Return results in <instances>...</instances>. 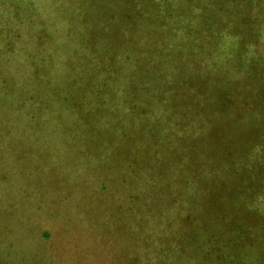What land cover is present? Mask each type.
Wrapping results in <instances>:
<instances>
[{"label": "trees", "instance_id": "1", "mask_svg": "<svg viewBox=\"0 0 264 264\" xmlns=\"http://www.w3.org/2000/svg\"><path fill=\"white\" fill-rule=\"evenodd\" d=\"M37 1L25 0L14 13L18 16L21 13L31 14L34 4L40 5ZM78 1L86 5L85 0ZM204 1H196V11L199 10V13L169 5V11L163 13V10L162 17L160 13L158 15L161 19L153 21V24L160 25L153 28L149 24L145 26V23H132L137 24L139 30L135 33L139 35L136 39L111 25L116 16H111L114 11H99L95 19L90 20L89 29H93L94 21L100 22L95 25L94 33L84 36L79 25L72 29L77 34L74 47L71 50L63 40L60 47L64 51H72L75 61L71 67L78 66V62L80 65L87 58L85 53V56L77 59V50L88 51L90 58L101 64L87 67L84 62L85 66L82 67L86 69L75 73H70L71 67H64L63 72L67 74L63 75L60 91L74 94V98L79 100L91 101L85 104L88 107L86 110L91 112L89 117L78 109L80 116L76 118L62 94L36 83L37 79L31 75L49 80L50 63H38L34 68L36 73L30 75L16 65L11 85L6 86L8 80L0 76V99L6 92L12 94V98L6 99L7 105L27 121L24 123L17 119L15 123L16 114L13 116L8 110H3L0 115V140L16 144L18 150L32 143L33 138L48 144L50 148L68 145L65 149L69 150V157L73 153L71 147L77 148L70 160L60 161L65 164L64 173L71 185L72 173L84 178L91 175L97 186L94 189L97 193L93 197L102 200L99 192L107 187L109 196L114 197L117 193L114 186L122 185L125 191L133 194L127 210L131 240L139 238L145 243L148 239L144 237L149 236L146 224L155 223L157 219H170L166 213L180 207L176 198L183 194L195 196L200 205L206 199L210 200L209 203H215L214 193H222L221 197L225 198L226 203L222 208L225 212L221 215L236 210L237 199L242 194L247 193L254 199L250 202L252 208L264 202V173L254 177L251 173L255 167L253 170L243 168L238 154V145L247 144L240 128L250 127L249 121L255 115L253 108L256 104L264 103L254 89H243L241 86L246 79L242 76H247L249 72L251 76L246 81L248 87L260 78L262 83L258 85H264V64L256 66L253 73L242 70L243 63L253 61L256 55L264 51V0H211L208 6ZM142 5L140 2L129 6L136 12ZM83 12L92 19V12L86 6ZM2 13L0 9V15ZM143 17V14L139 16L141 19ZM85 22L86 19H83L81 24ZM119 24L118 27L122 29L129 22L121 18ZM3 25L13 29L14 22L5 20ZM57 31L53 29L51 32L55 34ZM43 35L46 38L45 30ZM49 39L54 42L51 43L52 48L57 45L51 36ZM20 42L22 46L16 54L29 56L31 51L27 43ZM42 44L46 45L40 39ZM51 47L49 50H53ZM93 52L98 56H93ZM9 63L8 57L0 62L3 73H9ZM123 63L126 66H122ZM40 72L44 75H40ZM75 76L79 79L76 80ZM192 81L196 83V88L201 86V90L194 94L188 86ZM257 99L259 102H256ZM215 101L218 108L212 109ZM27 102H30L33 111L28 114L19 110ZM211 126L216 127L214 130L217 129L216 137L219 139L205 131ZM255 131L257 129L252 124L250 135ZM248 139H252V136ZM200 144H216L219 153L207 159V163L201 162L203 159L197 151V148H201ZM226 144H236V147L229 152L230 147ZM248 156L250 160V153ZM223 165L229 166L230 170L224 169ZM200 166H204L203 172ZM239 168L244 172V177L240 176ZM60 170L57 169L61 173ZM227 172V177H222ZM122 173L125 174L121 176L124 178H117ZM195 175H198V180L203 179L195 181ZM127 178L129 181L123 183ZM112 180L117 184L112 185ZM8 181L7 188L0 193V200L4 198L9 205H13L14 183L10 177L4 179V182ZM254 185L259 189L258 194ZM149 190L162 204L157 201L150 203L153 198L146 193ZM204 190L206 194L209 192L208 197ZM96 202L91 198L92 206L99 208L95 206ZM154 211L157 213L153 216L151 213ZM180 216H176L178 223ZM219 217L215 218L216 223L212 221L213 225L230 233L233 229L238 230L231 224L224 225V219ZM243 217L246 229L238 235L241 241L253 238L257 233L258 237L255 238L264 244V224L260 223L256 232L249 233L251 227L255 228L253 224L258 222L254 219L247 222L248 218ZM172 222L168 221V224ZM186 228L188 231V225ZM230 235L223 234L226 240L229 239L227 242L236 238ZM216 236L222 240L219 232Z\"/></svg>", "mask_w": 264, "mask_h": 264}, {"label": "rangeland", "instance_id": "2", "mask_svg": "<svg viewBox=\"0 0 264 264\" xmlns=\"http://www.w3.org/2000/svg\"><path fill=\"white\" fill-rule=\"evenodd\" d=\"M24 1L0 0V9L3 11L0 15V62L6 57L10 61L7 65L9 73H3L0 67V76L8 80L6 86L11 85L13 82L10 81L16 65L30 75L36 73L34 68L38 63L44 65L50 63L51 69L47 76L49 80L45 77L41 79L36 74L31 76L37 79L36 83L48 86L50 90L62 94L61 97L66 100L76 118L80 116L78 109L87 117L91 115L85 105L91 101L79 100L74 98V94H63L60 91L63 87V84L61 85V81L64 80L63 75L67 74V72H63V69L71 67L75 61L72 51H64L60 48L62 40L68 43V48L71 50L74 47L77 34L72 29L79 25L84 36L94 33L95 25L100 22L94 21L93 29H89L90 20L95 19L99 11H114L111 16H116L112 19L111 25L120 31L124 30L125 34L130 33V37L136 39L139 35L135 33L139 30L137 24L132 23H145V26L149 24L152 28L155 25H160V23L153 24V21L160 20L159 13L162 17V11L164 10L163 13L169 11V5H175L176 8L180 6L187 12L197 10V0H85L86 5L78 0H39L37 1L40 3L39 6L34 4L35 12L32 9L31 14L21 13V16H18L14 11ZM30 1L34 2L35 0ZM209 1L211 0L204 1L207 3L206 6L210 4ZM124 2L127 4L124 5ZM140 2L143 5L137 9L138 11L133 12V8L129 5H136ZM85 6L88 11L92 12V19L84 14ZM195 13H199V10ZM141 14L144 15L143 19L139 18ZM19 18L20 20H18ZM121 18L129 22L122 29L118 27ZM9 19L14 22L13 29L3 25L4 21H9ZM83 19H86V22L81 24ZM155 27L154 30H157ZM53 29L58 31L54 34L51 32ZM44 30L47 32L46 38L43 35ZM49 36L57 41V45L53 48L51 43L54 42H50ZM40 39L45 41L48 47L44 44L40 45ZM20 40L27 43L28 50L31 51L27 57L16 54L17 49L22 46ZM50 47L53 50H49ZM77 51V59H80L81 55L85 56L86 53L87 58L84 62L87 67L101 64L94 62L88 51ZM263 54L256 55L253 61L243 63L242 70L247 69L253 73L256 66L264 64ZM93 56H98V54L93 52ZM84 62L80 65L78 62V66L73 65L75 67H71L70 73L83 72L86 69L83 68ZM122 66L126 65L123 63ZM40 75L43 76L44 73L40 72ZM250 76V72L247 76H242L246 79H243L241 86L243 85V89L244 87L254 89L264 102V85H258L262 83L261 78L260 80L256 79L248 87L247 82ZM75 79L79 78L75 76ZM83 80L85 81V79ZM102 80L104 79L102 78ZM195 85L194 81L188 85L192 88L193 94L201 90V86L196 88ZM89 86L91 85L89 84ZM31 95H36V93ZM29 97L31 96L29 95ZM10 98H12V94L6 92L3 99H0V115L3 110H8V113H12L13 116L16 114L14 121L16 123L17 119L19 121L23 119L13 111L12 106L7 105L6 99ZM94 100L97 99L94 98ZM256 102L259 100L257 99ZM29 103L27 102L19 110L26 114L33 112ZM263 106L264 103L256 104L253 108L254 118L249 121L250 127L240 128L242 137L247 139V144L238 145L239 163L245 169L253 170L255 167V171L253 170L251 173L254 177L259 173H264ZM211 108H218L217 101L212 103ZM203 115L205 116V114ZM25 116L30 117L31 115ZM252 124L255 125L257 131L250 135ZM90 127L94 128L91 125ZM214 128L216 127L211 126V129L209 127L205 131L219 139L216 137L218 136L217 129L214 130ZM224 133L222 137H224ZM248 136H252V139H248ZM31 142L26 147L21 146V149L18 150L16 144L0 140V179H2L0 193L9 184V181L4 182V179L10 177L14 183V204L9 205L4 198L0 200V264H264V244L255 238V236L258 237V234L256 233L250 239L245 238L244 242L238 237L246 229L243 226L242 216L248 218L247 222H251L253 219L258 222V224L252 222L255 228L249 227V233L256 232L260 223L264 224L263 201L252 208L250 202L254 199L250 198L247 193L242 194L237 199L236 210L221 215L225 212L222 208L226 203L225 198L221 197L222 193H214V197H216L213 202L215 203H209L210 200L206 199L200 205L197 204L195 196L183 194L176 198L180 207L166 213L170 219H157L155 223L146 224L149 227H146L147 230L149 229L148 232L146 231L149 236L144 237V239H148L145 243L139 238L131 240L128 227L130 218L127 217L128 208H130L129 201L133 196L131 192L125 191L123 185L114 186V190L117 192L114 197L109 196L108 187L99 192L102 195V200L93 197L97 193L94 190L97 187L95 179L91 175L84 178L72 173L71 177L69 176L73 182L71 185L64 173L65 164L64 162L60 163V161L70 160L75 155L74 152L77 151V148L71 147L73 153L69 157L67 156L69 150L65 149L68 145L64 148H50L47 147L48 144L37 142L34 138ZM200 145L201 148H197V151L203 159L201 162L207 163V159L219 153L216 144ZM226 146L230 147V152L236 147V144H226ZM33 147L36 149L32 150ZM46 147L47 149H45ZM248 153L251 155L250 160ZM200 168L203 172L204 166H200ZM223 168L230 170L227 165H223ZM57 169H61V173ZM259 169L261 171L257 172ZM123 174L117 178H124L121 177ZM239 174L244 177V172L240 168ZM44 175H46V179H44ZM227 175L228 172L222 174V177L226 178ZM193 177L198 182L203 179L198 180V175ZM250 178L253 180V177ZM128 181L127 178L123 183ZM203 181L209 182L207 179ZM110 182L112 185L116 183L113 180ZM254 189L258 194L259 189L256 185H254ZM262 192L264 197V190ZM146 193L153 198L152 202L149 201L151 204L157 202L162 204L153 196V193H150V190ZM203 193L206 197L209 196V192L206 194V190ZM157 195L160 194L157 193ZM91 198L97 200L96 203L102 201L101 205L95 203V206L97 205L99 208L92 206ZM162 198L164 199L163 196ZM154 210L159 211L157 208ZM155 211L151 213L153 216L157 213ZM178 215H181L179 223L176 219ZM150 217L152 216L150 215ZM218 217L224 219V225L231 224L238 230L234 231L233 229V232L230 233L216 227L212 221L216 223L215 218ZM222 220H220L221 223ZM168 221L173 224H168ZM186 225H188V231ZM134 227L140 228V226ZM218 232L222 240L217 238L216 233ZM206 233L209 235L207 236ZM223 234L227 236L231 234L230 236L236 238L234 241L227 242L229 239L226 240ZM244 236H246L245 233Z\"/></svg>", "mask_w": 264, "mask_h": 264}]
</instances>
